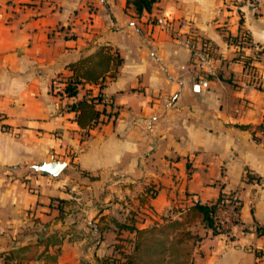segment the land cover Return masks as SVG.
<instances>
[{
    "label": "crops",
    "instance_id": "0c3cea01",
    "mask_svg": "<svg viewBox=\"0 0 264 264\" xmlns=\"http://www.w3.org/2000/svg\"><path fill=\"white\" fill-rule=\"evenodd\" d=\"M163 14L165 24L149 19ZM187 34L212 56L214 72L195 63L181 42ZM103 44L123 57L116 75L66 95L68 64ZM98 94L101 121L82 127L69 103ZM261 123L264 0H156L141 14L129 0H0V212L15 213L13 221L0 213L13 227L0 235V264H79L85 245L99 261L120 230L111 222L101 236L98 218L114 215L120 202V217L112 218L123 222L119 235L132 237L127 219L147 226L180 217L195 197L211 202L234 191L239 221L226 234L198 218L192 264H264ZM52 158L77 163L86 172L85 202L105 208L47 218L34 210L33 183L48 185L51 203L78 198L66 188L70 174L30 170ZM78 228H92L96 240L71 238ZM54 232L63 235L55 243L47 238Z\"/></svg>",
    "mask_w": 264,
    "mask_h": 264
},
{
    "label": "trees",
    "instance_id": "16d2710c",
    "mask_svg": "<svg viewBox=\"0 0 264 264\" xmlns=\"http://www.w3.org/2000/svg\"><path fill=\"white\" fill-rule=\"evenodd\" d=\"M156 0H134L135 11L141 14L144 9H151ZM130 3V0H129ZM123 57L113 51L108 45H100L95 51L71 61L68 65L72 74L63 88V92L70 96H77L80 85L85 82L100 83L104 86L107 75H116ZM96 97H82L69 103V107L76 111V120L82 127L92 126L101 121L104 112L96 106ZM264 130V123L259 125ZM224 194L211 202H203L198 197L186 207L180 217L164 215L162 220L151 225H127L135 232L134 245L131 251H124L121 256L105 255L99 259L100 264H192L193 244L190 240L199 237L194 234L188 224L201 218L214 232H220L215 226V218ZM119 248V246H117ZM10 264H23L12 261Z\"/></svg>",
    "mask_w": 264,
    "mask_h": 264
},
{
    "label": "rangeland",
    "instance_id": "374dc122",
    "mask_svg": "<svg viewBox=\"0 0 264 264\" xmlns=\"http://www.w3.org/2000/svg\"><path fill=\"white\" fill-rule=\"evenodd\" d=\"M97 101H101V100H97ZM263 136H264V133H263ZM70 160V164L69 166H66V168L60 173V175H63V173H68L70 174L69 176L71 177V181H72V185L71 183L67 184L66 185V188H72V192L74 193V196L78 197V198H72L71 201H62V200H59L58 199H54V203H51V201L49 202L46 201L44 198L46 197V189L48 188V185L46 184H42V185H39L37 183H33V187L37 188L38 190V194H39V201L37 203V205L35 204V207L33 208L34 210H36L37 212H39L41 215H45L47 218L50 214H55V213H61L62 209L63 211H66L68 213H71V212H77V214H79L80 212H85L86 213V210L88 209H92L93 208V205L96 203H100L99 207L101 208V211L105 208V206L101 205V200H97L96 202H85V198L84 197V194H83V189H81V185L83 184V177L84 175L86 174V172H84V170H81L77 165V163L71 161V159H68L67 161ZM34 163H37V162H34ZM70 167V168H68ZM69 169V170H67ZM30 170H33V171H36L32 166H30ZM16 174V173H15ZM86 177H92L90 175H87ZM31 184V183H30ZM115 186V184L113 185ZM9 189V186L7 184L4 185V190L6 192V190L8 191ZM102 191L104 190L103 188H101ZM13 190V195L16 194V196L18 197V186L15 188H12ZM89 194V193H88ZM107 197V196H106ZM53 198V197H52ZM121 198V197H120ZM47 202V203H45ZM109 203L111 202L110 200H106L103 198V203ZM124 202H120V206L118 208H116V211L113 215V213L111 214H105L103 216H101L100 218H98V224L100 225L101 228V236H103V231L110 227L111 226V222L114 223V225H116L120 232L123 233V231H121V229L123 228L122 226H120L121 223H123L122 221H118L117 219H113L112 216L116 217V215H118V217H120V213L122 211V206ZM47 206L48 207V211H44V207L43 206ZM125 205V204H124ZM11 211V212H9ZM1 215L4 216V219L6 221H13L15 219V213H14V210L12 211L11 209H7L6 212L2 211L0 212ZM171 215V214H170ZM173 216V215H171ZM181 216V215H180ZM98 217V216H96ZM94 217V218H96ZM174 217V216H173ZM94 218L92 220H94ZM121 220H124L121 219ZM162 220V219H160ZM160 220H157V221H160ZM197 219H195L194 221H192L191 223L188 224V228L194 233L196 234L197 236H199L196 231L199 230V222H196ZM129 221L130 224H127V225H131V223H134V221L132 219H127L126 222ZM155 222V221H154ZM153 222V223H154ZM204 222V221H203ZM152 224V223H151ZM149 224V225H151ZM192 224H194V228H190L192 226ZM204 224L207 226V224L204 222ZM133 225H136V224H133ZM90 227H92L91 225H89ZM137 226V225H136ZM3 224L0 222V230L2 232V234L0 235H4V236H7L8 233L13 229V227H4ZM129 229V228H128ZM12 232V231H11ZM117 234L116 236V240L114 242H112V244H114V247L112 250H110L109 252H105V253H102L100 254V258L101 257H104L105 255H115V256H121L122 254V248H124V251H131L132 248H133V245H134V242H133V239L135 237V232H133V236L131 237L130 236V233H128V231L125 232V235H119V233ZM128 233V235H127ZM63 235L60 234L59 232H54V233H51L50 235L47 236V238H49L50 241H53L54 243L56 242V239L62 237ZM85 236V237H88V240L89 242H93V240H96L95 237H94V233L92 232V228L87 230V232H84L83 229H76V230H72V236L71 238L75 239V240H81V238ZM115 239V233L112 232V233H108L106 234V239L105 241L107 243H110L112 240ZM199 240V237H194L193 239L190 240V243L193 244V257H194V251H195V247H196V244ZM1 244V242H0ZM119 246V248L117 247ZM95 247V246H94ZM81 256H82V262H80L79 264H99L100 261H97L96 258H94V248L91 247L89 248L87 245L83 246L82 248H78ZM100 249L97 250V252L99 253ZM10 255H13V252H10V254H7V256L9 257ZM80 256V257H81ZM251 255L249 254L248 258L247 259H250ZM7 258V257H6ZM193 262V260H192ZM8 264H10L8 262Z\"/></svg>",
    "mask_w": 264,
    "mask_h": 264
},
{
    "label": "built area",
    "instance_id": "2783aa9c",
    "mask_svg": "<svg viewBox=\"0 0 264 264\" xmlns=\"http://www.w3.org/2000/svg\"><path fill=\"white\" fill-rule=\"evenodd\" d=\"M132 6L135 7L134 0H130ZM152 21L156 23L165 24L170 18L167 14L157 17H149ZM181 42L189 48L195 63L204 68L208 72H214L215 64L212 56L206 51V49L201 45L197 38L192 34H187L181 38ZM264 133V130H262ZM240 201L237 193L230 192L225 194V197L221 200L220 207L218 208V213L215 218V226L220 232L228 233L230 226L239 221L240 212Z\"/></svg>",
    "mask_w": 264,
    "mask_h": 264
},
{
    "label": "water",
    "instance_id": "95a60500",
    "mask_svg": "<svg viewBox=\"0 0 264 264\" xmlns=\"http://www.w3.org/2000/svg\"><path fill=\"white\" fill-rule=\"evenodd\" d=\"M68 165L67 160L55 159L50 160H40L37 163H33L32 167L36 171H41L53 177H57Z\"/></svg>",
    "mask_w": 264,
    "mask_h": 264
}]
</instances>
